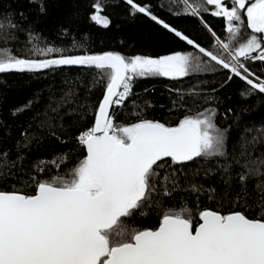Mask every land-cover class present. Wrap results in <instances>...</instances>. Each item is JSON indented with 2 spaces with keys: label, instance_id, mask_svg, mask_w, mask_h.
I'll list each match as a JSON object with an SVG mask.
<instances>
[{
  "label": "snow or ice",
  "instance_id": "6c2138e0",
  "mask_svg": "<svg viewBox=\"0 0 264 264\" xmlns=\"http://www.w3.org/2000/svg\"><path fill=\"white\" fill-rule=\"evenodd\" d=\"M32 2L38 4L41 13L46 11L43 0ZM174 2L182 4L186 14L199 16L212 6L213 16L226 18L228 36L216 37L218 47H213L217 50L202 47L135 0H126L133 15H149L199 54L176 51L155 58H126L106 52L71 56L47 47L36 49V54L58 56L23 59L0 50V74L84 65L99 70L101 78L107 80L94 125L77 137L86 155L70 176L36 181L34 194L0 190V264H264V215L250 218L241 211L222 214L206 208L198 212L199 220L194 222L191 209L182 207L165 209L154 229H139L128 223L137 210L159 203L154 199L155 181L164 165L158 162L171 158L175 164L226 155V130L215 124L214 109L185 115L175 126L149 119L127 126L114 123V109L123 107L133 95L134 79L188 77L214 62L229 70V80L235 76L249 86L242 95L264 94V78L243 62H264V0ZM93 7L97 14L91 19L107 27L108 18L98 14L101 0ZM245 27L250 34L244 33ZM15 28L10 18L0 20V38ZM7 155L0 153V164L7 165ZM235 163L242 169L238 180L247 193L248 182L264 176V158L245 163L237 159ZM163 179L170 177L164 175ZM171 179L175 187L174 176ZM255 189L259 197L256 207L264 212V179ZM163 195H170L167 187Z\"/></svg>",
  "mask_w": 264,
  "mask_h": 264
},
{
  "label": "trees",
  "instance_id": "16d2710c",
  "mask_svg": "<svg viewBox=\"0 0 264 264\" xmlns=\"http://www.w3.org/2000/svg\"><path fill=\"white\" fill-rule=\"evenodd\" d=\"M96 2L43 0L46 11L41 13L32 0H0V20L8 17L16 24L15 29L0 38V50H9L8 54L23 59L56 58L55 53L36 54V49L47 47L61 49L63 55L71 56L106 52L126 58H155L176 51L199 54L149 15H133L126 0H101L100 14L110 23L107 27L96 23L91 19L96 14ZM135 2L207 49L217 50L213 47L217 45L216 37L228 36L226 18L213 16L212 6H208L209 12L194 16L184 13L183 5L174 0ZM250 31L245 27V34ZM243 62L264 78V62ZM229 75V70L209 62L205 70L188 77L136 78L132 82L133 95L124 101L123 107L114 109V123L124 126L141 119L175 126L185 115L214 109L215 124L226 130L225 156L198 158L188 163L160 162L164 167L158 169L161 176L155 181L154 193L159 203L137 210L128 219L132 227H158L163 211L169 208L191 209L194 222L199 220L198 212L206 208L222 214L241 211L250 218L264 215L256 207L259 197L255 189L264 176L251 179L245 193L238 180L242 169L235 163L237 159L245 163L264 158V94L242 95L249 86L235 76L229 80ZM106 84L100 71L91 69L0 75V153L8 154L7 165L0 164V190L34 194L36 181L56 175L69 177L86 155L77 137L94 125ZM164 175L170 179L164 181ZM165 187L170 192L168 196L163 195Z\"/></svg>",
  "mask_w": 264,
  "mask_h": 264
},
{
  "label": "water",
  "instance_id": "95a60500",
  "mask_svg": "<svg viewBox=\"0 0 264 264\" xmlns=\"http://www.w3.org/2000/svg\"><path fill=\"white\" fill-rule=\"evenodd\" d=\"M102 55V54H101ZM58 69H91V70H96L94 67H89V66H84V65H63V66H52L50 68L47 69H40V70H33V71H24V72H18V71H10L8 73H3L0 75H7V74H40V73H46L49 71H53V70H58ZM111 111V109H110ZM86 151V150H85ZM198 158H195L194 160H196ZM166 160H171V158H165L163 161ZM161 161V162H163ZM191 162V161H189ZM160 163V162H158ZM183 163H188V162H183Z\"/></svg>",
  "mask_w": 264,
  "mask_h": 264
},
{
  "label": "rangeland",
  "instance_id": "374dc122",
  "mask_svg": "<svg viewBox=\"0 0 264 264\" xmlns=\"http://www.w3.org/2000/svg\"><path fill=\"white\" fill-rule=\"evenodd\" d=\"M97 14V13H96ZM99 15H101L100 13H98ZM102 16V15H101ZM101 25H103L102 23H100Z\"/></svg>",
  "mask_w": 264,
  "mask_h": 264
}]
</instances>
